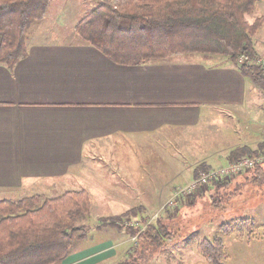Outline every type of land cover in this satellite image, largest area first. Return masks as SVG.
Returning a JSON list of instances; mask_svg holds the SVG:
<instances>
[{
	"label": "crops",
	"instance_id": "crops-1",
	"mask_svg": "<svg viewBox=\"0 0 264 264\" xmlns=\"http://www.w3.org/2000/svg\"><path fill=\"white\" fill-rule=\"evenodd\" d=\"M47 33L32 39L25 34L26 55L12 68L0 63V198L43 193L38 184L62 182L96 145L115 152L114 159L140 181V193L158 192L157 179L151 189L140 179L142 159L155 175L156 146L199 124L209 110L240 107L251 82L234 65L210 66L181 54L119 64L81 40ZM257 51L264 54V40ZM254 222L260 228L264 220ZM222 226L211 229L225 238L230 253L264 263V240L249 251L248 239L225 235Z\"/></svg>",
	"mask_w": 264,
	"mask_h": 264
},
{
	"label": "rangeland",
	"instance_id": "rangeland-1",
	"mask_svg": "<svg viewBox=\"0 0 264 264\" xmlns=\"http://www.w3.org/2000/svg\"><path fill=\"white\" fill-rule=\"evenodd\" d=\"M99 1L49 0L45 17H41L42 21H39L41 18L33 20L26 34L30 33V39L40 33V37L47 38L48 31L52 38L61 41L80 40L73 29L74 20L88 13ZM261 1L256 2L253 10L245 12L244 17L256 25L252 35L256 52L250 63L260 66L264 72V54L257 51L259 42L264 40V3ZM180 56L203 60L210 66L234 65L215 53L189 52ZM243 61L241 56L237 58L238 64ZM247 90L240 107L229 111L209 110L199 124L182 129L174 139L156 146L152 151L156 176L152 166L147 165V157L142 159L145 168L140 179L150 189L152 179H157L154 184L158 192L140 193L138 186H142L139 180H134V173L114 159L115 152L103 151L99 145L93 146L82 166L61 179L62 182L38 184L36 189L43 193L37 194L45 196L80 188L89 191L91 208L78 219L86 224L89 232L71 248L61 264H210L199 254L197 245L203 238L215 236L214 227L218 224L225 225L219 228L225 231L223 234L248 239L249 251L263 244L259 241L264 240L263 222L262 229L257 227L243 234L227 229L231 228L232 220L240 222L249 217L264 220V182L253 183V177L243 176L256 166H264V88L250 82ZM241 145H249L252 148L249 151L254 153H244L241 159L250 158L255 163L248 167V162L241 171H236L234 166L240 163L234 164L240 157L233 159L229 155ZM165 173L169 176L163 179L161 175ZM215 179L226 183L217 185L213 182ZM157 223L166 226V231L156 230L153 235L149 227ZM218 237L226 254L224 264L261 263H256L255 257L238 258L227 249L225 238L224 242L223 237ZM236 247L241 246L236 244Z\"/></svg>",
	"mask_w": 264,
	"mask_h": 264
},
{
	"label": "trees",
	"instance_id": "trees-1",
	"mask_svg": "<svg viewBox=\"0 0 264 264\" xmlns=\"http://www.w3.org/2000/svg\"><path fill=\"white\" fill-rule=\"evenodd\" d=\"M48 1L0 0V63L12 68L26 55V30L44 15ZM257 1L101 0L73 29L81 41L119 64L141 65L189 52L215 53L264 88L263 69L250 63L256 52L252 38L256 25L244 17ZM239 56L244 58L242 64L237 63ZM250 149L249 145L238 146L229 157H240ZM248 175L253 183H263L264 166L243 176ZM90 208L85 188L57 196L32 193L17 199L0 198V264H61L88 234V227L78 219ZM254 223L252 217L242 218L227 229L243 234L257 227ZM149 228L153 235L156 230L166 231L160 223ZM197 251L210 264H224L226 254L218 236L203 238Z\"/></svg>",
	"mask_w": 264,
	"mask_h": 264
},
{
	"label": "built area",
	"instance_id": "built-area-1",
	"mask_svg": "<svg viewBox=\"0 0 264 264\" xmlns=\"http://www.w3.org/2000/svg\"><path fill=\"white\" fill-rule=\"evenodd\" d=\"M248 159H249V161H248ZM248 159H244V158H242L241 159V157L240 158H238V160H237V163H235L234 165H236V164H238V163H240V165L239 166H234L236 169H238V170H236V171H241L240 169H241V167L242 166H246V163H248V167H252L253 165H254V163L255 162H253L254 160H251L250 158H248Z\"/></svg>",
	"mask_w": 264,
	"mask_h": 264
}]
</instances>
